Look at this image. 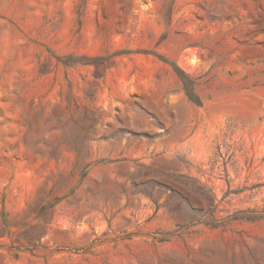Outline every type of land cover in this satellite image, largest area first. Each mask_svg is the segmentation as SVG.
Wrapping results in <instances>:
<instances>
[{"label":"rangeland","instance_id":"1","mask_svg":"<svg viewBox=\"0 0 264 264\" xmlns=\"http://www.w3.org/2000/svg\"><path fill=\"white\" fill-rule=\"evenodd\" d=\"M0 264H264V0H0Z\"/></svg>","mask_w":264,"mask_h":264},{"label":"trees","instance_id":"2","mask_svg":"<svg viewBox=\"0 0 264 264\" xmlns=\"http://www.w3.org/2000/svg\"><path fill=\"white\" fill-rule=\"evenodd\" d=\"M212 211H210L209 213H211Z\"/></svg>","mask_w":264,"mask_h":264}]
</instances>
